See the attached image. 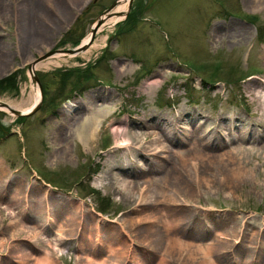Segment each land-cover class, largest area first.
<instances>
[{"label":"rangeland","instance_id":"rangeland-1","mask_svg":"<svg viewBox=\"0 0 264 264\" xmlns=\"http://www.w3.org/2000/svg\"><path fill=\"white\" fill-rule=\"evenodd\" d=\"M28 1L0 0V79L15 78L0 86V100L23 106L33 101L26 63L81 47L96 19L118 2L38 0L39 11L28 12ZM136 8L140 15L126 24ZM124 16L90 38L107 37L89 57L34 72L43 100L31 114L19 119L0 108V264L43 257L53 264H201L208 244L214 264H264V0H132ZM30 21L43 33L28 35ZM95 101L112 113L84 144L74 118H85ZM115 123L127 126L134 145H117L124 137L113 133ZM166 125L171 133L162 136ZM133 132L145 136L140 146ZM157 135L169 149L162 163L147 150ZM194 145L206 155L183 165L181 154L203 155ZM191 162L208 184L193 182ZM239 166L247 171L227 170ZM10 169L19 173L8 181ZM120 171L134 186L156 182L141 210L110 177ZM176 175L191 195L162 200L155 187ZM163 207L180 219L171 232L184 250H162ZM132 217L141 220L129 227ZM216 230L228 235L219 238ZM116 233L127 241L110 243Z\"/></svg>","mask_w":264,"mask_h":264},{"label":"bare ground","instance_id":"bare-ground-1","mask_svg":"<svg viewBox=\"0 0 264 264\" xmlns=\"http://www.w3.org/2000/svg\"><path fill=\"white\" fill-rule=\"evenodd\" d=\"M28 2H29L28 3V5H29L28 6V12H30V10H32L33 12L39 11L38 9H39V5L40 4H38V0H29ZM128 4H129V0H118L116 5L111 10H109L106 13H104L103 17H101L99 19V21H97L98 23L96 24V26L93 25V28L95 29V31L97 33H100V32H102V31H104V30H106L108 28H110V29L113 28L114 25L118 21H121L124 18V14H125V12L128 9ZM28 12H27L26 15H30V14H28ZM29 27H30V31L31 32H27L28 35H30V34L31 35H35L37 33L42 32V30H43V28L40 25H35L31 21L29 22ZM90 35H91V32L80 43L81 50L79 52L71 53V52H66V51H63V52L56 51V52H54L52 54H49V55L43 57V59H41L39 62H36L35 60H32L31 64H30V67H29L30 68L29 69V73H31V75H32V73H34L39 68L48 67L52 63L61 64L62 60H66L68 57H71V56H74V55H81L83 57H89L91 52L93 53V50H96L97 48H99V47L104 45V43L106 41L105 38H107V37L103 36V38H101V40H95L94 42H91L90 41ZM156 79L157 78H155V80ZM155 80L151 79L147 83L150 88L155 85V82H154ZM31 87H32L33 93H32V96L28 100H32V98H33V101H31V104H30V101L28 102L30 105L27 106L26 105L27 103H26L25 104L27 106L26 107V106L22 105L23 102L22 103H18V102H13V101H6V100L2 101V100H0L1 103L8 104V107H6V106L4 107V106L0 105V108H4V109H6L7 111H9L11 113L15 112V114L17 112L25 113L27 111H30L40 100V90H39L38 85L36 83H33ZM99 105L100 104L95 101V107H94V109L92 108L93 110H91L92 105L90 104L91 107L88 110L89 112H88V114H86L87 116H85V118H83V116L78 117V116L75 115V118H74L75 119L74 120L75 121V125L78 124L77 126L81 129V131L83 129V132H80L78 134L81 137V139L83 140L84 144H89V143H91L92 139L94 140V138L92 137L94 131H96L98 129V127L101 125L102 121H104L112 113V111H110V110L102 111L100 108H98ZM82 120H84V121H82ZM169 125H170V123H169ZM171 125H172V123H171ZM111 127H112V131L116 135V137H124V139L121 140V143L117 144L119 147H122V146L125 147V146H129V145H132V144L134 145V143L131 142L130 137H127L129 132H128V129L126 130V128H125V127H127L126 125H124V124H116L115 123V124H112ZM176 128L177 127L175 126V129ZM86 129H88L89 132L91 130V132L88 133L89 134V138L85 137L84 131ZM232 129H233V127H232ZM173 130H174V128L172 129V131ZM230 131L233 132L232 130H230ZM162 132H163L162 136L167 135V134L170 135V133H171L170 132V128H168L167 125H166V127H164V130H162ZM133 133H134V135L136 137L140 138L139 143L135 144V146H140L142 143H144L142 141V140L145 139L144 135L141 134L142 136H140L136 132H133ZM90 134H92V136ZM152 134H153V132H152ZM232 135H233L234 138H237L235 136V134H232ZM197 140H199V139H197ZM161 141H162V139H161L160 135H157L154 138V142L147 146L149 148L147 150L149 152H151V154L154 157L153 160L155 162H157V163H162L163 162L162 159L165 158V152L169 150L168 146L163 141L162 142ZM196 142L198 144V141H196ZM195 146L196 145H194L192 147L193 150H194L193 153L194 154H198V152H200L203 155H192L190 157H187V156L181 154L180 159H181V162H182L183 165H187V164L189 165V161L190 160H193L196 157H201V156L203 157V156L206 155L205 153H203V151L197 150V148H196L197 146L196 147ZM60 153L62 155H66L67 156V151L63 152V153L60 152ZM132 160L135 161L137 164L139 163V165L141 164V161H142L140 159H135V160L132 159ZM194 164H195V162H191V165L189 167L190 169L188 171L192 175L193 182L195 184H197L198 186L201 184L200 183L201 181L203 183H205V184H208L210 182V180L208 179V176L205 173H202V174L200 172L198 173L199 168H198V166L197 167L194 166ZM191 166H193V167H191ZM238 168L240 170H242V172L247 171L245 169L240 168V166L237 167V168H232L231 167V168H229L227 170H229L228 172H230V174L233 175L235 173V171L238 170ZM129 176H130V174L128 172L125 173L123 171H120V172H113L110 177L115 180L114 184L117 185V189L125 197H128V198L130 197L132 199L134 198V200L136 201V204H137V210L139 211L142 208L139 209L138 206H140L145 201V199L149 196V191H147V189L149 190V187L152 188L155 185L156 182L154 180L147 179V180L143 181L142 184H138V185L136 184V186H134L135 183H134L133 179L129 178ZM165 178H163L161 183H158V187L157 186L155 187V193L162 200H166L168 198L171 199V200H176V199L181 200V197H180L181 193H184V194L189 195V196L191 195L190 192L185 188V186L182 185L180 176L176 175L174 177L175 181H172L171 179H165ZM212 180H214V179H212ZM212 180H211V182H212ZM161 209H162L161 211L166 212V213L163 214V217L165 218V221H164V223L166 224L165 231L167 232L166 235H165V238H163V240L165 241V244L163 245V249L162 250H165L167 247H170L172 245L173 246L177 245L179 247V251L180 250H184V248H182V247H184L186 245L182 244L184 242L181 240V237L178 236L176 233H172L171 232V230L173 229L174 225L180 220L179 217L177 215L175 216L173 210L168 211V209L165 208V207H163ZM136 213H138V212L136 211ZM127 219H129V220H125V221L128 224H130L129 227H132L133 224L135 223V221L141 220V218L134 219V217L127 218ZM56 225H58V227H59L57 229L59 233L64 230L63 229V224L62 223L60 224V221H57ZM153 226L154 225H150V227H152V228H153ZM120 227L122 228L121 231H123L125 233L124 235L127 236L126 239H129L130 236H129L128 232H127L128 230L125 229L123 227V225H120ZM216 231H218L217 233H218V237L219 238L223 239V238L226 237L225 235H228L226 232H221L220 230H216ZM126 239L124 238L123 235L118 233L114 238H112L110 240V243H120V242L127 241ZM46 243H49V242L46 241ZM54 243H55V246L58 245V247H59V244L57 243V240L54 241ZM170 248H172V247H170ZM198 248L203 249L201 247V245H198ZM205 248H206V250L204 251L205 259H204V262H202L201 264H207V262H208V264H214L215 262L213 263L211 261V254H210L211 248H212L211 244H208V246H206ZM60 250H61V247H59V251ZM109 251H111L112 254H114V252H116V247L111 246ZM189 257H191L190 254H188L187 258L189 259ZM161 259H162V257H161ZM163 262L159 261V262H157L155 264H163ZM53 263L54 262L50 263V259L48 260L47 258L43 257L41 259H38V261L35 264H53Z\"/></svg>","mask_w":264,"mask_h":264},{"label":"water","instance_id":"water-1","mask_svg":"<svg viewBox=\"0 0 264 264\" xmlns=\"http://www.w3.org/2000/svg\"><path fill=\"white\" fill-rule=\"evenodd\" d=\"M131 1L132 0H129V6L128 7H130V4H131ZM116 2L117 1H114L109 7H108V9H106L104 12L106 13V12H108L109 10H111L115 5H116ZM101 18V16H99L97 19H96V21H99V19ZM98 23V22H97ZM96 33V31H95V29L94 28H91V35H90V38H93V35ZM90 41H91V39H90ZM81 50V47H79V48H74V49H71V50H69V51H71V53H73V52H79ZM47 55V54H46ZM46 55H44V56H42V57H39L37 60H39V59H42L43 57H45ZM33 74V73H32ZM33 79H34V81H37L38 82V79H37V77H35V76H33ZM39 87H40V85H39ZM40 89H41V87H40ZM0 105L1 106H6V107H8V105L7 104H5V103H1L0 102ZM38 107V105H36V107H34V109H32V110H30V111H27V112H25V113H19V112H17L16 113V115H21V114H30V113H32L34 110H36V108ZM11 109V108H10ZM15 113V112H14Z\"/></svg>","mask_w":264,"mask_h":264},{"label":"trees","instance_id":"trees-1","mask_svg":"<svg viewBox=\"0 0 264 264\" xmlns=\"http://www.w3.org/2000/svg\"><path fill=\"white\" fill-rule=\"evenodd\" d=\"M136 10H137V8L130 12V14L127 17L128 21L126 22V24L130 23L131 19L135 18L136 16L138 17L140 15V12H138ZM14 82H15V78H14L13 74L11 73V74L5 76L4 78L0 79V86L3 88L6 86H11L14 84Z\"/></svg>","mask_w":264,"mask_h":264}]
</instances>
